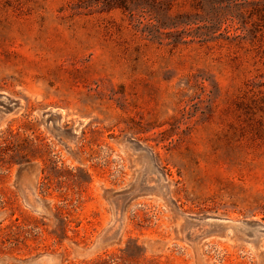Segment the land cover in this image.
<instances>
[{
  "label": "rangeland",
  "instance_id": "rangeland-1",
  "mask_svg": "<svg viewBox=\"0 0 264 264\" xmlns=\"http://www.w3.org/2000/svg\"><path fill=\"white\" fill-rule=\"evenodd\" d=\"M75 1L0 0V264H264V22Z\"/></svg>",
  "mask_w": 264,
  "mask_h": 264
},
{
  "label": "trees",
  "instance_id": "trees-1",
  "mask_svg": "<svg viewBox=\"0 0 264 264\" xmlns=\"http://www.w3.org/2000/svg\"><path fill=\"white\" fill-rule=\"evenodd\" d=\"M202 3V6H207L210 10H214L215 19L220 20L219 14H217L218 8L224 3L232 4L237 0H198ZM246 4L251 6V9L247 12L250 17L255 16L258 20L264 22V0H243ZM164 5L162 0H76L72 10L75 12L86 11L91 13L95 12H111L114 10H120L126 13L131 20L137 22L136 27H141V32L146 33L151 39L161 40V36L164 34L162 30L177 28L181 25H189L187 20H181L182 15L171 16L164 14ZM165 11H169V7ZM186 18V15L184 16ZM145 21V23H144ZM183 41L180 35L173 38L168 44L173 46L178 45ZM261 100H264L263 98Z\"/></svg>",
  "mask_w": 264,
  "mask_h": 264
}]
</instances>
